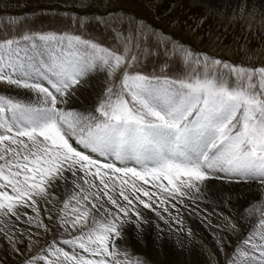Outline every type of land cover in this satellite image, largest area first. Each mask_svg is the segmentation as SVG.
<instances>
[{
  "label": "snow or ice",
  "instance_id": "1",
  "mask_svg": "<svg viewBox=\"0 0 264 264\" xmlns=\"http://www.w3.org/2000/svg\"><path fill=\"white\" fill-rule=\"evenodd\" d=\"M208 60L171 78L166 67L129 72L136 57L127 48L118 54L77 35L0 42V83L26 94L0 95V236L13 251L25 242L31 250L33 228L50 231L42 211L49 221L55 212L71 249L53 239L26 264H132L115 249L126 225L140 235L151 223L139 205L163 222L158 239L190 242L185 215H196L214 235L240 236L227 264H264V67L213 59L209 73ZM121 69L119 85L109 79L89 111L73 107L93 73Z\"/></svg>",
  "mask_w": 264,
  "mask_h": 264
},
{
  "label": "rangeland",
  "instance_id": "2",
  "mask_svg": "<svg viewBox=\"0 0 264 264\" xmlns=\"http://www.w3.org/2000/svg\"><path fill=\"white\" fill-rule=\"evenodd\" d=\"M31 33L77 35L117 50L118 54H124L127 48L128 57H136L129 72L139 69L144 73L159 74L166 67V74L176 78L191 72L195 59H203L204 56L209 57V73L215 71L213 59L248 68L264 67V0H0V42ZM185 52L193 54L187 63ZM121 71L117 70L111 78L106 72H100V75H97L99 72L93 73L87 88L76 93L73 107L77 111H89L109 79L119 85ZM199 71L202 73L203 68ZM257 82L254 79V83ZM22 91L0 83V95L23 98L26 94ZM216 183L215 187L221 188V183ZM145 187L155 191L151 185ZM249 194L255 197L257 190L253 188ZM141 198L147 200L142 194ZM153 203L157 206L155 201ZM59 207L61 205H57ZM139 207L152 223L145 226L140 235L134 224L126 225L122 236L117 238L115 249L121 258L132 264L136 261L140 264H227L233 245L240 239L239 235L218 230L214 235L213 229L206 227L196 215H185V225L194 232L191 243L183 235L178 241L172 233L161 234L158 239L155 225L163 227V222L150 209ZM207 208L208 212L213 211L211 206ZM217 210L228 214L226 209ZM52 215L53 220L49 221L42 211V219L50 231L44 233L43 229L33 228V232L38 231L40 235L34 237L36 243L31 250L25 242L17 245L20 251H13L8 240L0 236V264H26L30 256L39 254L41 248L53 239L70 251V246L62 244L66 237L60 235L62 230L56 213ZM212 221L216 223L214 216ZM237 223L241 227V235L246 234L247 229ZM217 238L222 241L220 246L216 243ZM157 242L162 245L158 247ZM196 242L201 252L197 251V257H191L189 252Z\"/></svg>",
  "mask_w": 264,
  "mask_h": 264
},
{
  "label": "bare ground",
  "instance_id": "3",
  "mask_svg": "<svg viewBox=\"0 0 264 264\" xmlns=\"http://www.w3.org/2000/svg\"><path fill=\"white\" fill-rule=\"evenodd\" d=\"M215 1H220V0H215ZM97 75H100V72H99V74H97ZM92 76H93V74H92ZM99 78V77H98ZM101 78V77H100ZM101 81V80H100ZM100 86H101V84H100ZM17 91V90H16ZM23 92V91H22ZM98 93V92H97ZM21 94V93H20ZM23 94V93H22ZM92 97H93V95H92ZM82 100V99H81ZM80 102V101H79ZM74 103H76V102H74ZM217 184V183H216ZM218 186V185H217ZM220 187V186H219ZM226 187V186H225ZM154 190V189H153ZM255 194V193H254ZM250 195V194H249ZM208 207V206H207ZM212 208V207H211ZM210 208V209H211ZM210 209H209V211H210ZM212 210V209H211ZM162 211V210H161ZM147 213V212H146ZM149 213V212H148ZM227 213V212H226ZM145 214V213H144ZM148 215V214H147ZM155 217V216H154ZM194 217V216H193ZM185 218H187V217H185ZM195 218V217H194ZM150 219V218H149ZM153 220V219H152ZM195 221V220H194ZM193 222V221H192ZM152 223V222H151ZM191 225V224H190ZM193 225V224H192ZM162 227V226H161ZM196 227V226H195ZM131 231V230H130ZM137 231V230H136ZM156 231V230H155ZM198 232H199V229H198ZM200 233V232H199ZM132 235V234H131ZM198 235V234H197ZM125 236V235H124ZM135 236V235H134ZM144 236V235H143ZM147 236V235H146ZM170 236V235H169ZM176 236V235H175ZM137 237V236H136ZM139 237V236H138ZM154 237V236H153ZM152 238V237H151ZM148 239V238H147ZM153 239V238H152ZM195 239H196V237H195ZM139 240V239H138ZM149 240H151V239H149ZM191 241H193V240H191ZM191 241H190V243H191ZM195 241V240H194ZM198 242H200V241H198ZM118 243V242H117ZM140 243V242H139ZM158 244H156V245H158V247L160 246V245H162V243H160L159 244V242H157ZM184 243V242H183ZM151 244H153V243H151ZM197 244V245H196ZM196 244H193L194 246L193 247H191V250H190V256L191 257H193V256H195V257H197V251H200L201 252V250H199V247H198V243L196 242ZM201 244V243H200ZM170 245V244H169ZM164 246V245H163ZM162 246V247H163ZM173 247H174V245H173ZM189 247V246H188ZM202 247V246H201ZM124 248V247H123ZM172 248V247H171ZM170 248V249H171ZM65 249V248H64ZM158 249V248H157ZM179 249H181V248H179ZM188 250V249H187ZM204 250V249H203ZM124 251H125V254L127 253V251H126V249L124 248ZM181 251V250H180ZM173 252V251H172ZM201 254V253H200ZM180 255H181V253H180ZM189 255V254H188ZM128 257V256H127ZM130 257V256H129ZM179 257V256H178ZM187 257V256H186ZM204 258V257H203ZM133 259V258H132ZM194 259V258H193ZM131 260V259H130ZM128 261V260H127ZM136 261V260H135ZM143 263V262H142Z\"/></svg>",
  "mask_w": 264,
  "mask_h": 264
}]
</instances>
